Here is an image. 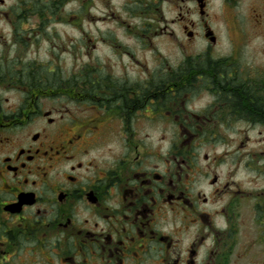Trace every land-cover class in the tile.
I'll list each match as a JSON object with an SVG mask.
<instances>
[{
	"label": "flooded vegetation",
	"instance_id": "1",
	"mask_svg": "<svg viewBox=\"0 0 264 264\" xmlns=\"http://www.w3.org/2000/svg\"><path fill=\"white\" fill-rule=\"evenodd\" d=\"M123 1L140 25L173 11L184 39L155 35L186 53L183 69L62 81L21 68L47 26L78 9L92 23L94 0H0V264H227L239 210L264 211L218 151L221 138L264 137V71H241L264 69V0Z\"/></svg>",
	"mask_w": 264,
	"mask_h": 264
},
{
	"label": "rangeland",
	"instance_id": "2",
	"mask_svg": "<svg viewBox=\"0 0 264 264\" xmlns=\"http://www.w3.org/2000/svg\"><path fill=\"white\" fill-rule=\"evenodd\" d=\"M127 7L123 0H94L90 9L94 18L92 23L77 7L82 19L79 17L74 23L47 26L45 34L26 49V54L21 57L23 64L19 65L20 60L16 61L12 55L7 63L11 67L28 65L29 69H61L62 81H69L73 69L79 76L83 75L84 80L93 75H110L118 79L125 73L130 79L140 77L142 81L149 75L157 81L165 80L169 69L174 72L183 69L186 53L167 37L155 35V31L158 34L168 26L180 41L184 39L180 30L171 25L173 11L162 5V9L157 11L161 17L158 25L151 26L140 25L139 19L131 16L133 10ZM221 37L222 45L212 56L214 61L229 48L225 37ZM203 51L202 43H197L187 48L186 52L196 61ZM7 63L4 61V65ZM241 71L254 73L264 69ZM151 133L153 136L150 139L159 144L160 133ZM220 140L218 151L229 153L225 160L238 161L236 179L239 186L252 192L253 198L264 200V195L258 196L264 192V137L258 135V130H253L248 138ZM240 143L244 144L243 147ZM226 167L223 163L219 169L225 170ZM237 230L227 264H264V211L255 209V203L240 209Z\"/></svg>",
	"mask_w": 264,
	"mask_h": 264
},
{
	"label": "water",
	"instance_id": "3",
	"mask_svg": "<svg viewBox=\"0 0 264 264\" xmlns=\"http://www.w3.org/2000/svg\"><path fill=\"white\" fill-rule=\"evenodd\" d=\"M212 40V39H211Z\"/></svg>",
	"mask_w": 264,
	"mask_h": 264
}]
</instances>
